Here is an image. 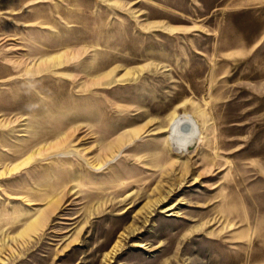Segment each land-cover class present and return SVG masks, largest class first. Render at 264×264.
<instances>
[{
	"label": "rangeland",
	"instance_id": "obj_1",
	"mask_svg": "<svg viewBox=\"0 0 264 264\" xmlns=\"http://www.w3.org/2000/svg\"><path fill=\"white\" fill-rule=\"evenodd\" d=\"M0 264H264V0H0Z\"/></svg>",
	"mask_w": 264,
	"mask_h": 264
},
{
	"label": "bare ground",
	"instance_id": "obj_2",
	"mask_svg": "<svg viewBox=\"0 0 264 264\" xmlns=\"http://www.w3.org/2000/svg\"><path fill=\"white\" fill-rule=\"evenodd\" d=\"M172 127L175 129V127H176V123H173Z\"/></svg>",
	"mask_w": 264,
	"mask_h": 264
}]
</instances>
